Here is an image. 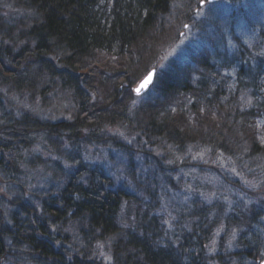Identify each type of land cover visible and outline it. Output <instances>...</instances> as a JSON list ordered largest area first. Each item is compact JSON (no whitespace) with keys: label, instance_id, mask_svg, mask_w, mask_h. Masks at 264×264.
Listing matches in <instances>:
<instances>
[{"label":"trees","instance_id":"obj_1","mask_svg":"<svg viewBox=\"0 0 264 264\" xmlns=\"http://www.w3.org/2000/svg\"><path fill=\"white\" fill-rule=\"evenodd\" d=\"M2 2L23 12L14 13L16 18L0 7L2 84L33 100L59 96L70 115L52 123L28 111L5 113L0 175L16 195L7 205L20 210H8L7 221H0V257L7 245L23 253L25 264L34 256L58 264H216L210 252L214 228L225 220L233 238L223 239L230 238L228 249L217 264H262L264 0H241L236 11V0ZM205 8L210 9L201 14ZM234 22L245 36L235 33ZM185 29L192 32L190 41L160 67ZM151 69L155 81L135 102L133 87ZM111 128L128 139L110 137ZM40 135L54 137L60 155L63 140L80 155L86 145L113 143L143 160L139 171L156 166L164 173V155L167 162L183 157L185 163L189 154L220 158L227 171L237 173L228 183L244 180L240 190L252 197L216 218L196 199L173 233L160 214L159 178L145 176L132 189L130 182L115 183L102 168L80 159L72 173L60 174V183L39 188L24 182L17 160L3 159L14 150H30ZM32 159L35 166L44 161ZM66 237L71 248L62 255L55 249L68 243ZM102 243L110 245L108 262L94 247Z\"/></svg>","mask_w":264,"mask_h":264},{"label":"rangeland","instance_id":"obj_2","mask_svg":"<svg viewBox=\"0 0 264 264\" xmlns=\"http://www.w3.org/2000/svg\"><path fill=\"white\" fill-rule=\"evenodd\" d=\"M236 1L237 5H234L233 7L235 11L241 3V0ZM0 3L2 5L0 7L3 8L2 10L4 11L3 13L5 15L13 16L14 13L18 12L16 15L20 17L23 14V12L19 11L18 9L13 10L12 8L10 9L4 6L6 3L2 2V0H0ZM263 4L264 2H262V5ZM262 5L261 7H264V5ZM209 9L210 8L202 9L201 14H205ZM16 15L13 17L17 18ZM233 24H235V33L240 37L245 36V31L243 28H239L236 22ZM191 36L192 32L189 29H185L183 32H181L179 41L172 46L164 59L158 62L160 67L165 65L171 54L177 53L181 47L187 45L191 39ZM1 81L2 78L0 77V125L2 123L5 124L6 122V112L17 115L21 112L28 111L36 115L39 119L52 123L59 119L69 118L70 113L67 112V102L63 98L60 99L59 96H57L58 99L51 98L52 100H42L40 97H38L33 100L29 98V93L26 92L21 95L18 93V91L13 90L8 83L2 84ZM145 96L146 95L136 97L134 101L140 102V100ZM30 100L33 101L31 102ZM107 131V134L110 137L116 136V139H128L125 133L123 131H119L117 128H111ZM1 136L2 135L0 134V138ZM108 141L113 142L114 140L113 138H108ZM4 142H6V140H4ZM53 144H55L54 137L48 139L44 135L43 137L40 135L30 150L23 152L21 151L19 154L18 151L14 150L13 152L7 154V157L10 158L9 160L8 158L3 160L5 162H13L15 158L19 163L17 168L22 170L24 175V178L22 179L27 180L24 182L28 183L30 186H36L39 188H45L46 185L51 183H60V181H62L60 174L68 175V173H72L75 167L72 163L80 159L89 166L95 165L99 168H102L114 179L115 183H124L125 181L130 182L129 186L132 189H135V186H138L139 183H142L145 176L159 178L161 179L159 183L160 185L162 184L161 188L163 189V191L160 192V214L165 220L167 227L173 233H177V228L181 222H186L188 217L185 216L191 212L189 210V206L193 204L196 199L198 203L201 200L205 202L207 204V209H212L214 212V217L216 218L217 215H225L227 213L226 211H228L231 206L235 205L237 207L239 203L245 202L247 197H252V195L240 190L242 189L240 188L242 185L247 184L243 183L244 180L243 182H241V180H237L239 181L238 183H228V180L234 182L237 179V173L235 170L230 172L227 171L228 168L225 169V165L221 163L220 158L214 160L205 154L196 152V154H189V162L186 163L185 161L187 160H182L183 157H180L176 161L173 159L167 162L168 156L164 155V158H161L160 160L162 163H165V167H163L164 173H162L156 166L149 168L146 167V169H141L139 171V168H143V160L140 159L137 162V159L134 160L132 156L122 152L120 149L115 148L113 143L108 145H104L103 143H100L99 145H86L82 147V150H80L81 155L79 151H77V148L75 149L76 146H72L69 141L63 140L61 149L62 155L56 153ZM34 157H40L41 159L43 158L44 161L42 163L39 161V164L35 166L36 161L32 159ZM171 157L173 156L171 155ZM146 160L148 161V159ZM147 163L156 164L152 159H150ZM56 171L59 172L57 174L59 177L57 178L55 174ZM226 173L230 176L227 181L221 178V174L226 175ZM3 177L5 178L6 176L4 175ZM3 177L0 175L1 222L7 221L6 216L9 213L7 212L8 210H14L15 213L20 210V206H8L10 205V202H12L11 199H14V196L16 195H14L15 191L12 189V187H6ZM13 188L17 190L21 189L20 187ZM256 191L257 192L254 191L255 196L258 195L259 189ZM19 194L21 195L22 193L19 192ZM225 224V220H220L218 225L214 228V232H216L214 235V246L210 252L211 259L216 264L219 263V259L222 258V251L228 249L227 246L229 244L230 238L227 237L226 242L223 239L226 236H231V238H233L231 235L232 230H229ZM67 240L68 243H60L59 245H56L55 250L60 252L62 255H65V253L71 248V240H69V238ZM99 244L94 245L97 252H100L99 256L102 259L104 258V260L107 262L110 261L108 253H106L109 250L110 245H107V243H102L101 245ZM106 245L108 248H106ZM8 248H12V250H9ZM3 252L4 253L0 257V264H25V261H23V253H21L19 249L6 245L4 246ZM70 258H73V256L69 257L68 259ZM32 259L33 260H30L29 262L31 264H58V262L45 261L44 259H39L35 256Z\"/></svg>","mask_w":264,"mask_h":264},{"label":"water","instance_id":"obj_3","mask_svg":"<svg viewBox=\"0 0 264 264\" xmlns=\"http://www.w3.org/2000/svg\"><path fill=\"white\" fill-rule=\"evenodd\" d=\"M211 2L212 1H215V0H210ZM154 72L155 71H151L146 77H144L138 84L137 88H135V92L137 94H141L142 92H145L149 86L152 84L153 82V76H154ZM149 76L151 77V79L149 80ZM147 81V83H146Z\"/></svg>","mask_w":264,"mask_h":264},{"label":"snow or ice","instance_id":"obj_4","mask_svg":"<svg viewBox=\"0 0 264 264\" xmlns=\"http://www.w3.org/2000/svg\"><path fill=\"white\" fill-rule=\"evenodd\" d=\"M149 80L151 79V77L149 76V78H148ZM146 83H147V81H146Z\"/></svg>","mask_w":264,"mask_h":264}]
</instances>
